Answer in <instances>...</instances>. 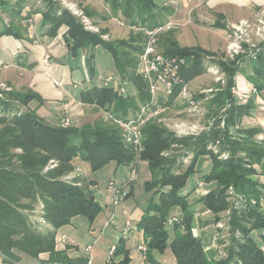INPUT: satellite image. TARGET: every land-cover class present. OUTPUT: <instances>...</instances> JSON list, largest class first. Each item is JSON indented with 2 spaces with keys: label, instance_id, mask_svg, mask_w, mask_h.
Masks as SVG:
<instances>
[{
  "label": "trees",
  "instance_id": "obj_1",
  "mask_svg": "<svg viewBox=\"0 0 264 264\" xmlns=\"http://www.w3.org/2000/svg\"><path fill=\"white\" fill-rule=\"evenodd\" d=\"M42 1L45 5L39 12L43 26L47 27V36L54 37L64 28V41L71 57L87 53L89 61L94 57V48L102 46L112 58L118 84L129 83L134 87L133 91L119 90L118 85H97L91 80L78 95L80 103L126 120L150 101L147 81L136 74L138 56L145 41L143 30L131 43L104 41L99 35L86 31L78 19L55 1ZM104 1L110 17L123 19L129 27L144 29L163 23L158 20L162 13L155 0ZM4 2L0 0V10L5 8ZM19 6L14 15L20 18L24 7ZM15 30L11 21L0 34L17 37ZM171 33L160 37L159 48L166 56L184 59L178 76L188 83L203 74V58L215 54L199 46H180ZM238 62L236 58L219 63L226 74V83L218 86L219 90L209 101L213 122L207 131L198 136L178 137L157 117L150 118L141 129L144 149L139 156L134 147L124 141L119 126L105 115L91 125H53L28 107L37 98L30 91H11L5 93L3 99L0 97V254L3 262L15 264L19 253L36 258L47 253L51 262L87 264L83 257L69 259L67 248L57 250L55 243L56 231L75 217L83 216L92 223L102 211L88 182L78 177L64 178L76 169L79 159L89 164L91 173L110 163L117 167H135L138 160L147 163L150 179L145 182L144 190L151 196L138 222L146 246L143 255L146 264H163L158 252L166 247L170 248L175 264H264V140L259 138L263 131L257 126L241 124L242 119L251 114L254 103L249 97L246 102H239L232 92L234 77L240 70ZM250 64L253 72L247 74L246 79L254 90L261 92L264 90V56L260 55ZM179 88L180 85H175L171 97L165 102L159 101L170 105ZM202 97L194 95L196 101ZM10 98L27 107V111L9 103ZM167 151L170 153L165 155ZM189 154V165L177 171L182 157ZM50 161L56 162V166L47 167ZM204 161H210L211 169L201 173ZM196 172L200 173L198 181L212 184L197 200L202 207L211 212L215 220L221 212L230 210L228 224L232 237L224 259H210L200 238L192 233L195 208L190 206L187 197L196 187L188 195L182 196L181 191L188 177ZM230 190L232 195L228 193ZM37 204L41 206L42 219L50 226L44 232L35 229L25 213ZM173 217L177 221H172ZM236 231L241 238H236ZM106 264H130L123 240L116 244Z\"/></svg>",
  "mask_w": 264,
  "mask_h": 264
},
{
  "label": "crops",
  "instance_id": "obj_2",
  "mask_svg": "<svg viewBox=\"0 0 264 264\" xmlns=\"http://www.w3.org/2000/svg\"><path fill=\"white\" fill-rule=\"evenodd\" d=\"M79 1H82L85 4L90 2L89 0H79ZM155 2L157 4V9L159 10V12L162 13L164 17L163 22L168 20H175L179 23V26L176 29H174L173 33H179L181 30L180 27L188 28L189 26H191L188 30L190 33L194 34V41L196 44L186 45V46H199L202 49L211 51L214 54L217 55L225 54V56H228L227 53L225 52H226V45L229 42L232 35L230 24L237 23L240 20H246L249 23H251V25L254 26L256 22V15L261 7L263 0H155ZM15 13L16 11L13 9L7 12L6 9L0 10V33L3 31L4 29L3 27L5 25L7 26L8 22L11 23V21H14L16 28L15 32L17 33V37H14L12 35L0 34V82L6 83L8 86L12 88V90L15 91L27 90L35 94L37 98L32 100L28 104V107L34 109L38 114V110L35 109V105L37 103H41L42 94L40 90L36 88L37 84H34V88L32 87V82L36 80L37 74L42 76L44 80L46 79L39 72H43L45 75H48L49 68L53 69L54 66L56 65H60L62 67L67 68L66 65L67 63H69L70 68L68 72V80H67L69 81L68 83L63 84L61 81L62 79L63 80L65 79V74L63 75L53 71L51 73V75H53L51 80L56 90H58L57 94L63 96L64 103L72 100L75 103L80 104L79 106H81L80 108L81 111L88 112V109L87 107L85 108V106H89V105H84L80 103L78 101V95L80 91L86 86V81H88V79L96 80V81L98 79L99 80L102 79L100 78V75L95 74L93 70V63H92L93 60L89 61L87 59V53L86 54L79 53L76 57H71L70 54L66 55L65 53L67 52L65 48H67V45L65 44L64 41V34H63L64 31L62 30L61 33L58 32L59 35L63 34L62 40L59 39V36L58 38L55 39L47 36L46 35L47 27L40 25V22L37 23L38 21L36 17L38 16L40 17V12L38 10L27 13L26 8H23L20 12V16H21L20 18L19 16H15L14 15ZM173 33H171L172 36ZM47 38L53 40L47 43L46 41ZM57 39L59 40V42H57ZM174 40L178 43L177 39L174 38ZM251 40L255 46H252L251 44L249 45L246 44L244 45V47H246V49L251 52L255 51L254 57H249L239 54V55H235L232 58V60L237 58V62L240 61L238 63L240 65V70L236 73L234 77L235 87L233 89H236L237 91L240 92H244V94L247 95V98L245 100H241L240 102L242 103L246 102L248 97L249 99L253 100L254 109L251 111V114L249 116H245L242 119L241 124L244 127H254V126L260 127L263 133L260 134L259 137L261 136L260 138L264 140V90H262L261 92L254 90L252 84H250L246 79V75L251 74L253 72L252 65L250 64V62L257 60L260 55L264 56V41L256 37L253 33L251 34ZM53 46H58V48H60V53L57 51V48H55L54 55L50 53L51 54L50 65L44 66L43 63L44 55L45 53L49 52L50 47ZM208 58H213V57H208ZM52 60L53 63H56V65L54 64L52 65ZM79 64L81 65V67H79ZM109 75H112L117 79V82H115L114 86L117 87L118 85L119 89L122 88L121 90H124L125 88L124 86L127 84L125 83L123 84V86L119 85L118 75L108 74L107 76ZM198 78L199 77L197 76L189 82L190 83L194 82ZM215 82L216 80L214 81L212 86L215 85ZM216 90H219V88H217ZM92 111H97L99 112V117L101 116L104 117V112H102L101 110H96L93 107ZM38 116L43 118L44 120L46 119L45 117L40 116L39 114ZM64 119H67L70 124L80 126L76 124V122L73 123L71 120H69V118H64V117H61L58 121H56V124H59ZM143 163L147 165L146 162ZM76 164H77L76 169L77 170L80 169L81 174H84L85 164L83 163V161L77 159ZM139 164L136 174L137 176L133 178L134 180L131 182V184L126 183V181L128 182L127 178L129 177L130 174L128 166H123L126 169V172H124L120 170V168L117 167L114 163L108 164L107 166L109 168H112L113 176L112 178L111 177L108 178L107 181L114 182L115 184L121 185L122 187L130 188V192H131L130 195H132L133 193L132 191L136 186L135 179L141 175L139 170L140 169ZM118 171H122L123 173H118ZM84 175L89 176L87 180L90 181V188L93 191L95 199L99 202V204L102 207V211L98 214V216L95 218V220L92 223H89V227H88V232L90 235H92V237H94V240L93 242L87 243L85 244V246H83L84 252H78L77 250L78 246L74 241L75 238L71 239L70 238L71 232L69 236V234H67V232L65 231V228L68 227L73 228L72 223L73 220L76 218L75 217L70 224L63 226L56 231V235L60 233L59 242L61 243V246H57L56 244V249L62 250L67 248L66 254L68 258L71 260H76L78 257H83L86 258L87 261L90 260V264H106L110 259L108 257V253L112 245H116L120 240H123L125 242V240H129L130 238L143 239V233L138 228V222L141 219V216L143 215L145 208L142 207L139 210L137 217L132 218L131 217L132 211H129L128 209L129 206L126 207L123 206L122 212L128 215V217L125 220V223L126 221H130L131 225L127 227L126 224H124L123 229L119 228V226L115 227L114 225L115 220L114 223L108 222L112 215L111 213V211L113 210L112 204L109 205L108 203H106L105 205H102L100 203V201L96 197L97 179H93L90 174H84ZM116 175L117 177H115ZM148 177L150 179L149 168H148ZM116 181H118V183ZM196 189L195 192L199 193L203 189V187L201 185L200 189L198 188L197 191ZM130 195H128L124 199L123 203L120 204L121 206L123 204L124 205L129 204L128 202L131 199V197H129ZM108 200H110V197L108 198ZM120 205H118L114 209V212L117 211ZM135 205L138 207L139 203L135 201ZM195 205H194L195 207L193 208L196 209L197 212L196 215L198 216L196 217L194 224L195 233L200 238L203 247H205L206 255L208 257H214L215 250L211 245L212 236H213V226L211 221L212 216L208 215V212H200V207H198V206H202L200 203L198 204L196 203ZM40 207L41 206H39V209ZM105 213L110 214L107 220H105L106 218ZM114 217L115 216L113 215V218ZM29 219L35 229L39 228L38 226V224H40L39 219L42 220L40 212L38 216H35V213L33 215L31 214V216H29ZM111 224L113 226L111 228H108V226ZM47 228H50V226L43 227L41 231H45ZM105 229H111V232L113 233L112 243L110 246H108L106 252L101 251L100 254H97L95 251H93V249L95 247V244L100 239L101 235L104 233ZM253 235L255 236L256 233L254 232ZM140 243H143V241L139 242L137 245H139ZM88 245H91V249L89 252L85 251V247ZM137 245L134 247V249H136ZM143 259L145 261L144 257ZM0 264H7L3 262L1 254H0ZM15 264H60V263L48 261L47 253H42L37 258L31 257L23 253H19V260ZM130 264L133 263L130 261Z\"/></svg>",
  "mask_w": 264,
  "mask_h": 264
},
{
  "label": "rangeland",
  "instance_id": "obj_3",
  "mask_svg": "<svg viewBox=\"0 0 264 264\" xmlns=\"http://www.w3.org/2000/svg\"><path fill=\"white\" fill-rule=\"evenodd\" d=\"M5 2V8H3V10L6 9L7 11H11L12 9L17 11V9L19 10V4L21 5V7L23 6L24 8H26L27 13L28 12H33V11H41V9H43L45 3L42 0H4ZM55 1L62 9L67 10L70 15H72L73 17H75L76 19H78L79 23L83 26V28L86 31L92 32L93 34H97L99 35V37H101L102 40L104 41H111V42H119V41H125L127 43H131L140 32H142L143 28L140 27H129L127 25H120L118 24V21L120 20L121 22H123V19L121 18H116V17H110L107 8L108 6L106 5L104 0H89L90 2L85 4L82 1L79 0H53ZM65 1V2H63ZM68 4H74L76 6V8L79 11H82L84 16L88 19L89 25L93 26L96 30H91L89 28H86L87 26H85V23L82 22V17L74 14L72 12L71 9H69ZM84 6V7H83ZM87 12V13H86ZM37 19V23L40 22V25H43V17L40 14V17H36ZM164 19L163 15L161 14V16L158 17V20H160V22H162ZM124 23V22H123ZM9 24V22H8ZM8 26V25H7ZM6 25L3 27L5 28ZM191 26L187 27H180V32L179 33H173L174 29L172 30L173 36L172 38L177 39L178 44L180 46H186V45H192V44H196L194 41V34L189 32V28ZM92 28V29H94ZM64 31V28L59 30V33H61V31ZM62 40L63 38V34H56L54 37H51L53 39L58 38ZM52 39V40H53ZM51 39L47 38L46 41L47 43H49L50 41H52ZM57 42H59V40L57 39ZM57 44V43H56ZM55 45V44H54ZM63 45V44H62ZM57 48V51L60 53V48H58V46H53L50 47V51L49 54L51 53L52 55H54V49ZM66 55L69 54L68 52V48H65ZM161 50V48H160ZM162 51V50H161ZM248 51V50H247ZM226 53V52H225ZM50 54V55H51ZM86 54V53H85ZM78 55V54H77ZM67 58V57H66ZM93 70L95 72V74H99L100 78H103L105 76H107L108 74H117V70L113 64L112 58L110 56V54L100 45H97L94 48V57H93ZM227 61L230 62L232 60V58H229L228 56H225V54H215V56H213V58H208L207 56L203 58V66H204V72L203 74L199 75L198 79H196L194 82H188V86H189V91L192 93L193 98L194 95H198L201 94L203 95L202 98L197 100V106L195 109L191 108L189 105V103H187V101L185 100V98L179 96L177 94V96L172 100V103L170 105H165L164 102L167 101L171 95L172 92L169 93V95L167 94H161L159 95V100H162L164 102H160L161 105V109L156 111L152 116H150L152 113L145 111L143 113V117H145L147 120L150 118H156L157 120L161 123H163V125L171 132L175 133L176 135L179 136H198L200 135L202 132L207 131V129H209L211 127L212 124V113L209 111L208 109V104L209 101L211 100L212 97L215 96V94L217 93L218 90H216L218 88V86H225L226 83V74L225 72L222 70L221 66L219 65V63L221 61ZM80 62V61H79ZM240 62V61H239ZM238 62V63H239ZM56 65V63H53L52 60V65ZM67 68L62 67L60 65H56L54 66L53 69L49 68L48 69V75H45L43 72H39L41 73L46 79L44 80L42 76H40L39 74H37L36 76V80H34L32 82V87L34 88V84H37V89L40 90L41 92V98L42 101L41 103H37L35 105V109L38 110V114L40 116L45 117L46 121L49 124H56V121H58L61 117L64 118H69V120H71L73 123L76 122V124L80 125V126H84V125H91L95 122L96 119L99 118V112L97 111H92L93 106H85V108L87 107L88 112H84L81 111L80 108L81 106H79L80 104L75 103L74 101H68L66 103H64L63 101V96L60 94H57V91L51 78L53 75H51L52 71L53 72H57L59 74H65V79L61 80L63 84L68 83V72H69V68L70 65L69 63H67L66 65ZM79 67H81V65L79 64ZM211 69L216 70L217 69V74L213 73L211 71ZM216 77H222L221 81L215 82V85H213L214 83V79H216ZM49 80V81H48ZM89 81H91V79H88V81H86V83H88ZM94 81V80H93ZM0 83H4V82H0ZM90 83V82H89ZM6 84V83H5ZM131 84H127L124 87V90L127 91H133L134 87L130 86ZM123 86V85H122ZM10 87V86H9ZM212 87V88H211ZM122 89V88H121ZM119 89V90H121ZM24 92V91H15L12 90V88L10 87V90L3 92L2 95V99L6 96L5 93L8 92ZM27 91V90H26ZM79 92V91H78ZM240 92V91H238ZM236 97L237 95L235 93H233ZM239 102L241 101V99L239 97H237ZM158 100V101H159ZM9 103H12L13 106L20 108V110H25L27 111V107H25L24 105H21L18 101L10 98ZM145 105V104H144ZM143 106V105H142ZM140 106V108L142 107ZM165 107V109H163ZM91 109V110H90ZM140 113V109L134 114V115H129V119L130 118H134L137 114ZM145 123V122H144ZM61 124V122L59 123ZM144 125V124H143ZM143 125L141 126V129L143 127ZM247 125V124H245ZM220 126H223V122H220ZM122 135V133H121ZM123 137V135H122ZM261 137V136H260ZM259 137V138H260ZM124 139V137H123ZM124 141H126L124 139ZM126 143L132 145V147H134V151L136 153L137 156H139V154L143 151L144 146L142 144V133H141V141H140V147L136 146L131 143L126 141ZM214 146H211V148ZM210 148V147H209ZM215 150V152H217V149L212 148ZM168 153H170V151L164 152L165 155H167ZM174 153H178V152H174ZM225 157V155H222ZM190 154L186 157H182V159L179 162V166H178V170L179 172L183 171L190 162ZM139 160L137 165L134 166H128L129 168V173H131V171L133 169H135L136 174H137V169H138V164H139ZM142 163L144 161H141ZM140 162L139 164V170L141 175L138 176L135 180H136V186L133 189V197L132 195H130V188H127V193L130 195L129 197H131V199L129 200V204H123L122 206L120 205L119 208L117 209V211L114 212V220H115V227L119 226V228L123 229L124 224H125V220L128 217V215H126L125 213L122 212V208L123 206H129V211L131 212V217L132 218H136L137 214L139 213V210L144 207L145 209L148 206L149 203V199H150V193L145 192L144 190V184L146 181L149 180L148 177V166L145 165L144 163L142 164ZM52 162L50 161L48 163L49 168H53L54 166H56V162H53L52 164L54 165L53 167H50V164ZM85 164L84 166V174H90L91 177L93 179H97V186H96V197L98 198V200L100 201V203L102 205H105L106 203H108L109 205L111 204V197H112V190L111 188L108 186L109 182L107 181L108 178H112L113 176V172H112V168H109L108 166L98 170L95 173H90V169H89V165L87 162H83ZM112 165V164H111ZM120 170L126 172L125 167L121 166L119 167ZM202 169V170H201ZM200 172L204 173V172H208L211 169V163L210 161H204L203 166L201 167ZM122 171H118V173H123ZM144 173V174H142ZM81 174L80 169H75L71 172H69L68 174H66L64 176V178L67 179H73L74 177H78L80 180H85L86 182H88L90 184V181L87 180L88 179V175H84ZM200 173L196 172L193 175H190L186 181L185 187L183 188V190L181 191V195H188L189 191H191V189L195 186L197 189H200V186L202 185L203 189L197 193L194 191H192V193L190 194L189 197H187V201H189L190 206L195 207L196 203L198 204L199 201L198 198L200 196L205 195L208 190L210 188H212V184H206L203 183L202 181H198V178H200ZM137 175H135L136 177ZM117 177V175L115 176ZM128 182L126 181L127 184H131V182L134 179L130 180V177L127 178ZM118 183V181H116ZM167 189V188H166ZM196 189V191H197ZM230 195L233 194V191L230 190V192H228ZM110 197V200H108V198ZM128 197V198H129ZM127 200V199H126ZM135 201L139 203L138 207L135 205ZM195 205V206H194ZM240 205H242L240 203ZM239 205V206H240ZM40 204H37V206L30 211H26L25 213L28 214V216H31V214L33 215L35 213V216H38L39 212L41 213L40 209H39ZM105 207V206H104ZM200 207V212H208V215L212 216V226H213V236H212V241H211V245L213 247V249L215 250V256L214 257H209L210 259H224L227 256V246H229L231 244V237L232 234H230V227L228 224V215L230 213V210L227 209L224 212H221V214L219 215V219L215 220L214 216L211 212H209L208 210H205L202 206H198ZM35 210V211H34ZM109 211V210H108ZM106 212V210H105ZM121 212V213H120ZM196 209H195V213L193 215V227H192V233L193 236L198 237L195 233L194 230V224H195V219L196 217H198L196 215ZM37 214V215H36ZM205 214V213H203ZM110 216L109 213H105V220H107V218ZM202 216V214H201ZM40 224H38L39 228L38 231H41L43 229V227H49L48 224L42 219H39ZM98 224V223H97ZM73 228H65V231L67 232V234H69L70 236V232H71V236L70 238H75V242L78 246V252H84L83 250V246H85V244L93 242L94 237H92V235L89 234L88 232V227H89V221L83 217V216H77L74 220H73ZM113 225H109L108 228H111ZM169 231H172V228L170 225L167 226ZM194 230V231H193ZM44 232V231H41ZM112 232L111 229H105L104 233L101 235L100 239L98 240V242L95 244V247L93 249V251H95L97 254H100L101 251L102 252H106V249L108 248V246L111 245L112 243ZM236 238H241V234L236 231L235 233ZM60 233H58L56 235V239L55 242L57 244V246H61V243L59 242L60 238H59ZM199 238V237H198ZM143 241L142 238H130L129 240H125V246L127 247L128 251H129V258L130 261L133 264H146V262L143 259V255L141 253H139L136 249H134V247L139 243ZM116 247V245H114ZM205 247H204V251H205ZM206 252V251H205ZM158 257L160 258L161 262L163 264H175L174 262V258L172 256V252L170 250L169 247H166L163 252H158Z\"/></svg>",
  "mask_w": 264,
  "mask_h": 264
},
{
  "label": "built area",
  "instance_id": "obj_4",
  "mask_svg": "<svg viewBox=\"0 0 264 264\" xmlns=\"http://www.w3.org/2000/svg\"><path fill=\"white\" fill-rule=\"evenodd\" d=\"M65 2V1H63ZM69 9L79 17H82V22L85 23L86 28L91 30H96L93 26L89 25L88 19L84 16L82 11H79L74 4H68ZM118 24L121 26L124 25L120 20ZM179 26V23L175 20H168L161 24H158L151 28H144V46L143 51L138 56V63L136 67V74L142 76L148 83V88L150 92V101L143 105L140 108V113L137 114L134 118H128L126 120H121L112 117L109 113H105V117L111 119L116 123L124 139L128 142H131L136 146L140 147L141 141V126L147 120L143 117L145 111L152 113V116L156 111L160 110L161 103L158 101L159 95L167 94L173 92L175 85H180L178 95L185 98L190 107L195 109L197 106V101L193 98L192 93L189 91L188 83L182 81L178 76L180 66L184 63V59L178 57H169L162 53L159 48L160 37L173 29H176ZM94 28V29H92ZM230 29L232 31L231 38L226 45V53L230 58H233L235 55H244L249 57L255 56V51H247L244 45L251 44V34L253 33L256 37L264 41V0L261 4L260 9L256 15L255 25H251L246 20H240L237 23L230 24ZM251 47V46H250ZM44 66H49L51 63V58L49 52L45 53L43 58ZM211 71L217 74V69H211ZM222 77H216V82L221 81ZM97 85L101 84L103 86H110L115 84L116 78L112 75H109L105 78L94 80ZM10 90V87L5 83H0V97H2L3 92ZM233 93L237 95L241 100H245L247 95L244 92H238L236 89L232 90ZM165 109V107L163 108ZM70 123L67 119L61 121L62 126H68ZM52 162V161H51ZM53 163V162H52ZM50 164V167H53V164ZM136 175L135 169L129 174L130 180L133 179ZM109 187L112 190L111 204L113 210L111 211L112 215L110 217L109 223H114V209L123 203L124 199L127 197V188L117 185L114 182H109ZM172 221H177L176 217L171 219ZM126 226H130L131 222L126 221ZM91 245L85 247V251L89 252ZM263 249V248H262ZM115 246L112 245L109 249L108 257L110 258L114 253ZM136 250L144 255L146 251V246L143 243L137 245ZM87 264H90L88 260Z\"/></svg>",
  "mask_w": 264,
  "mask_h": 264
},
{
  "label": "water",
  "instance_id": "obj_5",
  "mask_svg": "<svg viewBox=\"0 0 264 264\" xmlns=\"http://www.w3.org/2000/svg\"><path fill=\"white\" fill-rule=\"evenodd\" d=\"M186 62L189 63V59H187Z\"/></svg>",
  "mask_w": 264,
  "mask_h": 264
}]
</instances>
